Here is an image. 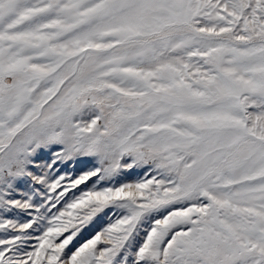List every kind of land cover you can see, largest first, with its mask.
I'll return each mask as SVG.
<instances>
[{
	"label": "snow or ice",
	"instance_id": "6c2138e0",
	"mask_svg": "<svg viewBox=\"0 0 264 264\" xmlns=\"http://www.w3.org/2000/svg\"><path fill=\"white\" fill-rule=\"evenodd\" d=\"M0 264H264V0H0Z\"/></svg>",
	"mask_w": 264,
	"mask_h": 264
}]
</instances>
